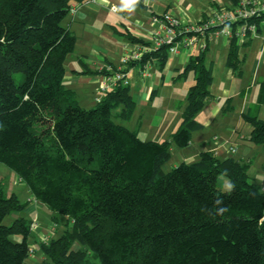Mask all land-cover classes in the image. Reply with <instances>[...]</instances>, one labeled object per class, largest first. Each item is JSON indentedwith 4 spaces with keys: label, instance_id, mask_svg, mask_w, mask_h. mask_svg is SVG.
I'll return each mask as SVG.
<instances>
[{
    "label": "trees",
    "instance_id": "16d2710c",
    "mask_svg": "<svg viewBox=\"0 0 264 264\" xmlns=\"http://www.w3.org/2000/svg\"><path fill=\"white\" fill-rule=\"evenodd\" d=\"M84 1L0 0V163L66 219L61 235L39 243L47 263L264 264V190L248 181V163L204 151L164 172L171 142L142 140L113 120L132 114L128 85L105 91L89 109L65 87L64 58L75 37L61 22ZM261 20L251 21L258 27ZM240 45L228 40L225 65L235 73ZM204 54H190L177 74H194L171 136L179 147L202 127L195 114L212 82ZM166 56L167 46H160L128 68L153 57L161 64ZM257 104H264V84ZM243 117L252 126L248 139L264 146V120ZM219 175L229 190L216 186ZM25 205L0 181V264H24L30 254V223L23 217L3 223Z\"/></svg>",
    "mask_w": 264,
    "mask_h": 264
},
{
    "label": "crops",
    "instance_id": "0c3cea01",
    "mask_svg": "<svg viewBox=\"0 0 264 264\" xmlns=\"http://www.w3.org/2000/svg\"><path fill=\"white\" fill-rule=\"evenodd\" d=\"M233 4L231 0H148L147 3L139 0L135 10L129 13L114 10V6L119 7V0L107 3L86 0L76 5L75 12L68 13L61 22L75 37L73 50L64 58L63 83L74 91L82 108H92L96 105L95 98L102 96L103 73L117 69L129 47L140 44L139 41L149 43L151 33L160 29L161 24L154 18L160 20L168 13L184 23L193 24ZM205 42L204 65L212 74L208 88L210 96L195 114L202 127L191 132L187 145L177 146L171 136L181 124L187 90L194 83L192 71L180 77L177 74L186 66L188 56L197 53L195 48L190 52L180 50L167 54L161 64L153 57L146 63L148 75L145 77L139 75L142 65L130 66L128 86L135 105L129 118L114 119L135 130L142 140L170 141L169 156L175 150L179 163L197 161L204 151L220 159L231 157L246 162L248 181L264 186V146L248 139L252 126L243 117L252 113L264 120V104H257L260 86L264 84V20L259 22L254 35L240 43L238 73L225 65L227 40L209 36ZM181 78H184L183 84L179 82ZM121 108L117 106L113 113ZM0 181L5 194L14 193L26 204L22 211L10 214L13 219L23 217L30 224L37 223L36 228L30 229L27 239L33 253L24 264H48L39 250V243L45 241L44 237L48 240L61 235L66 228L65 217L59 218L35 200L19 177L1 165Z\"/></svg>",
    "mask_w": 264,
    "mask_h": 264
},
{
    "label": "built area",
    "instance_id": "2783aa9c",
    "mask_svg": "<svg viewBox=\"0 0 264 264\" xmlns=\"http://www.w3.org/2000/svg\"><path fill=\"white\" fill-rule=\"evenodd\" d=\"M75 9L76 6L72 5L69 13H74ZM262 15H264V0H237L231 7L216 11L193 24L184 23L168 13L163 14L160 20L154 18V21L157 20L161 24L160 29L151 33L148 45L137 44L126 50L121 57L119 67L103 75L100 92L103 94L117 85H128L130 77L128 64L160 46H167V54H175L180 50L190 52L194 48L198 52L205 49V41L209 36H220L227 41L234 37L240 44L256 32L257 26L251 21L252 18ZM139 75L141 77L148 75L146 63L139 70ZM95 100L100 101V97H96ZM46 239L43 238L45 241ZM29 252L33 253L32 248Z\"/></svg>",
    "mask_w": 264,
    "mask_h": 264
},
{
    "label": "rangeland",
    "instance_id": "374dc122",
    "mask_svg": "<svg viewBox=\"0 0 264 264\" xmlns=\"http://www.w3.org/2000/svg\"><path fill=\"white\" fill-rule=\"evenodd\" d=\"M212 40H215L214 38H212ZM221 65V64H220ZM106 73V72H105ZM104 73V74H105ZM189 75L191 76V73H189ZM217 78V77H216ZM187 81V80H186ZM179 82H181V84H183V82H184V78H181L180 79V81ZM113 120L115 121V122H118V121H120L119 119H114L113 118ZM215 133H217L218 134V131H215ZM172 163H177V164H175V165H178V163H179V161H178V153L175 151V150H173V151H171V155L162 163V165H161V167H162V170L163 171H165V172H167V171H169L172 167H174V166H172ZM0 165L1 166H3V168H5V170L7 169L8 170V167H6L4 164H2V163H0ZM12 171V170H11ZM4 171L2 170L1 171V173H3ZM13 172V171H12ZM216 186L220 189V190H223V191H226V190H229L230 189V187H231V185H230V182H229V180H228V178L227 177H225V176H223V175H219L218 177H217V180H216ZM260 188H261V190H264V186H260ZM58 217L59 218H62V215H58ZM12 220H13V217L9 214V215H7L5 218H4V220H3V223L4 224H6V225H8V224H10L11 222H12ZM48 220H49V223H52L51 222V220L48 218ZM40 221H41V219H40ZM60 222H62L61 220H60ZM46 223H48V222H46ZM32 227L31 228H36L37 227V223H35V222H31V224H30ZM34 225V226H33ZM61 226V225H60ZM61 228V227H60ZM16 239V238H15ZM29 258V257H28ZM28 260V259H27Z\"/></svg>",
    "mask_w": 264,
    "mask_h": 264
},
{
    "label": "clouds",
    "instance_id": "9594fccd",
    "mask_svg": "<svg viewBox=\"0 0 264 264\" xmlns=\"http://www.w3.org/2000/svg\"><path fill=\"white\" fill-rule=\"evenodd\" d=\"M105 3L108 2V0H104ZM148 0H145V3H147ZM139 4V0H119V7L116 8L114 6V10L118 12H133L135 10L136 5Z\"/></svg>",
    "mask_w": 264,
    "mask_h": 264
}]
</instances>
